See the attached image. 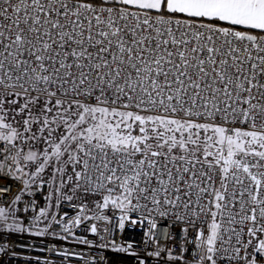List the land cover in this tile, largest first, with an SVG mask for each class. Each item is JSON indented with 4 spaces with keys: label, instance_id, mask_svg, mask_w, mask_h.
<instances>
[{
    "label": "snow or ice",
    "instance_id": "6c2138e0",
    "mask_svg": "<svg viewBox=\"0 0 264 264\" xmlns=\"http://www.w3.org/2000/svg\"><path fill=\"white\" fill-rule=\"evenodd\" d=\"M21 258L264 264V0H0V264Z\"/></svg>",
    "mask_w": 264,
    "mask_h": 264
},
{
    "label": "built area",
    "instance_id": "2783aa9c",
    "mask_svg": "<svg viewBox=\"0 0 264 264\" xmlns=\"http://www.w3.org/2000/svg\"><path fill=\"white\" fill-rule=\"evenodd\" d=\"M76 232L78 235H85L89 239H96L90 233L83 232L82 228L76 229ZM141 236H142V232L138 227L137 228H127L126 227L124 239H135V240L139 241L141 239ZM118 239H119V237H118ZM20 243L25 244V245H28V244L33 245V248L31 249V251H29L27 247H25L23 249H19V251H21L23 255H30L32 257L39 256L41 259L48 256V253L42 252V251H40V249L46 248L53 243H56L59 246L71 247L73 250L81 251L85 255L97 256V259H99L98 253L103 254V255H105L106 258L112 259V260H115L118 257L123 256V254H116V253H111V252H107V251L101 252V250H99V249H89L85 245H77V244L67 245V244H65V242L53 241L52 238H50V237H32V236H28L27 234H25L20 239ZM129 259H131V258H129ZM18 264H28V262L24 261L21 258L18 261ZM32 264H35V261H33ZM132 264H135L134 260L132 261Z\"/></svg>",
    "mask_w": 264,
    "mask_h": 264
}]
</instances>
